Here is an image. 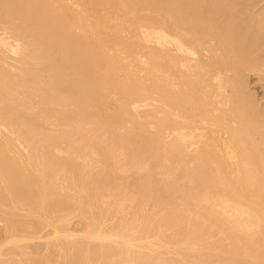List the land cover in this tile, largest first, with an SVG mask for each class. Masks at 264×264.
I'll return each instance as SVG.
<instances>
[{"label":"bare ground","instance_id":"obj_1","mask_svg":"<svg viewBox=\"0 0 264 264\" xmlns=\"http://www.w3.org/2000/svg\"><path fill=\"white\" fill-rule=\"evenodd\" d=\"M250 1L0 0V264H264Z\"/></svg>","mask_w":264,"mask_h":264},{"label":"rangeland","instance_id":"obj_2","mask_svg":"<svg viewBox=\"0 0 264 264\" xmlns=\"http://www.w3.org/2000/svg\"><path fill=\"white\" fill-rule=\"evenodd\" d=\"M248 1H250V0H248ZM251 2H253V4L251 3ZM248 4H252L251 6H249ZM247 4V7L249 6V7H251V8H247L248 10H250V13L252 12V19L251 20H253V21H255L256 22V20H259V18L257 17V15L255 16V14H258V13H260V11L262 10H264V0H251L249 3ZM258 4V5H257ZM253 5H254V9H253ZM247 10V11H248ZM252 10V11H251ZM259 10V12H257ZM261 11V12H262ZM246 12V11H245ZM244 14V13H243ZM248 14H249V12L247 13L246 12V18H248L249 16H248ZM254 14V15H253ZM244 15H242V17L243 18H245L244 17ZM254 18V19H253ZM258 18V19H257ZM251 20H249L250 21V23L249 24H251L252 26H254V28L256 27L255 25H257L255 22H253L252 23V21ZM251 31V30H250ZM252 32V31H251ZM262 33L264 34V31H262ZM56 51V50H55ZM57 52V51H56ZM53 54V53H52ZM54 55V54H53ZM57 55H58V57H59V54L57 53V54H55L53 57H57ZM57 59V58H56ZM55 59V60H56ZM59 59H60V57H59ZM58 59V60H59ZM68 68V67H67ZM69 69H70V71H71V73L69 72ZM67 70H68V72H67ZM66 72L70 75V74H72V69L71 68H68V69H66ZM67 74V75H68ZM253 75V76H252ZM252 75H250V77H249V79H247V83H246V86H247V89H248V91H249V93L253 96V98H254V101H255V105H256V109H258L259 111H263L264 110V80L263 79H260V80H257V79H259V76H256V75H254V74H252ZM252 76V77H251ZM256 76V77H255ZM260 78H262V77H260ZM252 79V80H251ZM259 101V102H258ZM73 112H75V111H73ZM72 113V112H71ZM70 112H69V114H71ZM81 115V114H80ZM84 115V114H83ZM83 115H81V116H83ZM81 116H79L78 117V115L75 117V118H77L78 117V119H81L82 117ZM81 117V118H80ZM154 117V116H153ZM85 118V116H83V118L82 119H84ZM144 122H145V120H143ZM144 122H142L143 124H145ZM137 126L139 125V124H136ZM142 125V124H141ZM145 126H146V124H145ZM134 128H136V129H134V131L136 130V132H139L138 134L139 135H143L142 137H144V136H148V135H150V133L153 131L150 127H147L146 126V131H145V129L144 128H142V126H138V127H136L135 125H134ZM137 128H142L143 129V132H145V133H140V130H138ZM148 128H150L151 130L150 131H148L149 129ZM147 131H148V134H147ZM76 225H74L75 227L74 228H77V227H79L78 225H77V223H75ZM78 233V232H77ZM38 241V240H37ZM35 241V244H37V246L38 247H40L41 245L40 244H42L43 245V242H44V240H41V241ZM42 242V243H41Z\"/></svg>","mask_w":264,"mask_h":264}]
</instances>
